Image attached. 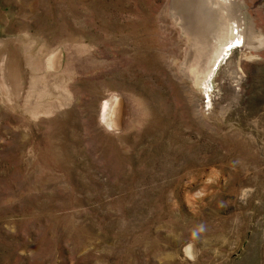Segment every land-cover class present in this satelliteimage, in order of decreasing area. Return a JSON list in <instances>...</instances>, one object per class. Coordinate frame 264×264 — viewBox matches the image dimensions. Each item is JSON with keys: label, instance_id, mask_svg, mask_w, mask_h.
Wrapping results in <instances>:
<instances>
[{"label": "rangeland", "instance_id": "1", "mask_svg": "<svg viewBox=\"0 0 264 264\" xmlns=\"http://www.w3.org/2000/svg\"><path fill=\"white\" fill-rule=\"evenodd\" d=\"M0 264H264V0H0Z\"/></svg>", "mask_w": 264, "mask_h": 264}, {"label": "bare ground", "instance_id": "2", "mask_svg": "<svg viewBox=\"0 0 264 264\" xmlns=\"http://www.w3.org/2000/svg\"><path fill=\"white\" fill-rule=\"evenodd\" d=\"M220 5V4H219ZM218 9V8H217ZM208 26V25H207ZM236 28V27H235ZM234 32V31H233ZM229 34V33H228ZM230 35V34H229ZM234 39H238V36H232ZM237 37V38H236ZM233 40V39H232ZM206 43V42H205ZM204 43V44H205ZM47 62H55V56L50 55L47 59ZM52 64V63H51ZM56 65V64H55ZM216 67V65H214ZM51 67V65H50ZM197 67V65H196ZM199 69V68H198ZM214 69V68H213ZM197 70V69H195ZM214 71V70H213ZM197 72V71H196ZM203 73V72H202ZM200 75V74H199ZM198 83V82H197ZM117 103H118V99L115 97H108L105 100H103L100 111H99V121L101 122V124H103V126L108 129L111 130L115 127H118L119 125V113H120V109L117 108ZM118 122V124H117ZM189 248V247H188Z\"/></svg>", "mask_w": 264, "mask_h": 264}]
</instances>
